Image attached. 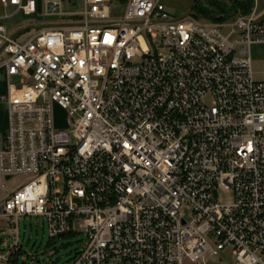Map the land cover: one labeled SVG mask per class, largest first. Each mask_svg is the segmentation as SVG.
Masks as SVG:
<instances>
[{"label":"built area","instance_id":"obj_1","mask_svg":"<svg viewBox=\"0 0 264 264\" xmlns=\"http://www.w3.org/2000/svg\"><path fill=\"white\" fill-rule=\"evenodd\" d=\"M164 4L0 0V264L21 217L83 235L73 264H264V22ZM17 15L36 29L14 36Z\"/></svg>","mask_w":264,"mask_h":264},{"label":"rangeland","instance_id":"obj_2","mask_svg":"<svg viewBox=\"0 0 264 264\" xmlns=\"http://www.w3.org/2000/svg\"><path fill=\"white\" fill-rule=\"evenodd\" d=\"M195 0L187 2L186 0H164L168 11L171 14L184 16L189 13L190 6ZM226 2V0H219ZM201 4L206 2L202 0ZM11 13V10L8 11ZM2 10L0 9V15ZM48 21V20H44ZM199 23L209 24V21L199 18ZM30 18L20 15L14 17L8 22L10 32L17 36L22 32H33L36 28L31 23ZM28 38L26 34L22 35L20 40ZM252 56V55H250ZM252 69L255 80H262L261 70H264V59H254L252 56ZM17 84V80H11ZM64 115L56 110L55 121L56 126H63ZM28 181L25 177H15L10 182V187H16L25 184ZM222 202L228 201L227 197L221 199ZM85 237L76 233H69L56 239H50L46 221L41 218L26 217L20 218L17 223V251L12 258V264H73L77 253H79L85 245ZM15 240V230L9 227V223L0 220V253L6 252ZM233 257L230 249L224 254L221 264H232ZM6 264V263H2Z\"/></svg>","mask_w":264,"mask_h":264},{"label":"trees","instance_id":"obj_3","mask_svg":"<svg viewBox=\"0 0 264 264\" xmlns=\"http://www.w3.org/2000/svg\"><path fill=\"white\" fill-rule=\"evenodd\" d=\"M205 5L201 4L202 0H195L190 6L188 15L197 20L203 18L209 23H223L235 20L239 15H247L252 10L253 0L238 2L237 0H204Z\"/></svg>","mask_w":264,"mask_h":264},{"label":"crops","instance_id":"obj_4","mask_svg":"<svg viewBox=\"0 0 264 264\" xmlns=\"http://www.w3.org/2000/svg\"><path fill=\"white\" fill-rule=\"evenodd\" d=\"M190 2L191 0H186ZM238 2H245V0H237ZM0 9L2 10L1 6ZM252 10L255 12L256 17L264 22V0H253ZM3 12V10H2ZM251 55L254 59H264V45H256L251 48ZM251 56V58H252ZM7 89V78L2 68H0V94ZM7 129V113L6 107L0 104V136L4 134Z\"/></svg>","mask_w":264,"mask_h":264}]
</instances>
